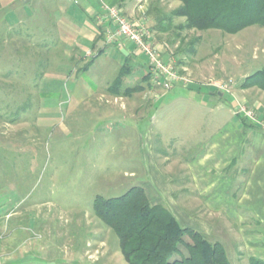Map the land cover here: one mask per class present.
Instances as JSON below:
<instances>
[{"label": "rangeland", "instance_id": "rangeland-1", "mask_svg": "<svg viewBox=\"0 0 264 264\" xmlns=\"http://www.w3.org/2000/svg\"><path fill=\"white\" fill-rule=\"evenodd\" d=\"M15 5L21 8L19 0ZM179 6L177 0H138L140 23L149 32L161 27L154 36L162 44V60L170 57L177 74L186 80L183 87L212 86L223 93L225 109L236 99L238 107L243 105L264 123V117L260 120L264 93L240 89L245 77L264 67V29L252 26L235 35L185 29L184 18L168 21L170 13ZM20 15V21L25 23L22 29L17 24L7 29L0 20V60L4 62L0 64V216L6 229L19 226L24 230L19 231L20 238H12L15 241L0 238V260L13 256V250L16 253V242L26 241L31 244L29 257L43 264L50 254L64 264H127L116 235L95 217L94 198L119 197L130 188L151 181L150 170H145L143 163L148 152L160 172L177 181L179 163L171 161L195 154L202 134L196 132L190 141L191 152L183 153L176 145L181 140L175 141L169 130L170 121L157 119L150 125L151 118L128 119L118 112L124 110L122 101L99 106L115 112L109 124L103 114L94 112V96L82 95V91L94 89V67L77 79L59 81L38 76L43 70L38 67L43 58L49 57V72L58 71L61 45L50 49V53L41 52L35 45L44 37L38 29L44 27L54 37V28L42 18L28 20L22 11ZM26 33L34 36L29 38ZM94 54L93 49L88 51L80 67ZM144 79L142 84L130 80V87L149 92L154 84L148 68ZM180 88L175 87L172 92H183ZM134 94L125 100L123 112L128 115L139 104V97ZM236 110L235 115L241 116ZM125 117L127 120H123ZM136 127L140 132L132 130ZM148 129H152L149 143ZM135 134H141V138ZM136 139H141L140 148L133 142ZM12 210L16 213L10 218ZM225 242L232 264H249L237 260L236 255L233 258L232 240Z\"/></svg>", "mask_w": 264, "mask_h": 264}, {"label": "crops", "instance_id": "crops-1", "mask_svg": "<svg viewBox=\"0 0 264 264\" xmlns=\"http://www.w3.org/2000/svg\"><path fill=\"white\" fill-rule=\"evenodd\" d=\"M16 1L0 0V20L6 23L7 29L16 24L19 29L23 28L25 23L19 19L22 11L28 20H46L56 34L54 46L61 45L58 71L49 72L48 61L43 65V78L77 79L94 67V89L89 92L81 90L82 95L94 96V104H97L94 112L103 114L102 118L109 124L114 120L115 112L99 106L122 101L121 109L124 110L118 112L124 113L128 119L151 118L150 125L157 119L170 121L169 130L175 141L181 140L176 145L183 153L191 152L193 144L190 141L194 134H202L200 148L195 154L171 161L179 163L177 181L175 178L170 180L166 173L162 174L148 152L143 163L145 170H150L151 181H146L142 188L152 205L164 207L182 227L202 234L209 242L219 243L224 249L225 240H232L233 258L236 255L237 260L249 264L250 259L264 262V131L248 120L244 123L242 116L235 115L236 99L230 108L225 109L223 93L215 91L212 86L192 84L187 88L177 85L175 87H182L183 92H172L175 87L158 91L161 87L153 85L149 92L143 89L133 92L137 93L134 97L138 95L139 104L128 115L123 111H126L125 100L131 99L132 92L126 90L131 88L130 80L137 84L145 82L146 60L133 54L126 42L105 48L101 36L105 22H98L97 17L102 5L119 6L131 22L140 23L138 0H78L75 5L72 0H19L21 8L15 5ZM38 30L44 37L51 35L44 27ZM92 49L96 54L102 52L85 72H80L83 56ZM83 52L86 53L83 55ZM168 58L165 56V62H171ZM3 63L0 60V64ZM122 72L124 77L115 95L112 86ZM263 117L264 114L260 120ZM132 130L140 132L138 127ZM151 131L147 130L148 143L152 139ZM135 135L141 138V134ZM133 142L140 148L141 139ZM14 211L10 218L16 213ZM1 218L0 238H11V241L20 238L19 231L24 229L19 226L6 229ZM20 242H16V253L13 250V256L2 258L0 264H43L40 260L35 261L33 256L29 257L30 242ZM3 243L6 244L7 239ZM45 262L64 264L57 262L56 255L51 254Z\"/></svg>", "mask_w": 264, "mask_h": 264}, {"label": "trees", "instance_id": "trees-1", "mask_svg": "<svg viewBox=\"0 0 264 264\" xmlns=\"http://www.w3.org/2000/svg\"><path fill=\"white\" fill-rule=\"evenodd\" d=\"M177 1L180 6L170 13L168 21L174 17L184 18L185 29L217 30L229 35L252 26L264 29V0ZM159 29L161 27L154 28L155 31ZM18 32L21 34L20 30ZM151 33L155 35L153 28ZM26 35L33 37L28 33ZM55 36L42 37V42L35 45L41 52L50 53V49L56 47ZM154 39L159 43L157 37L154 36ZM101 52L88 60L79 71L85 72ZM48 61L49 57L43 58L38 67L43 69ZM42 73L43 70L38 76H42ZM123 77L122 72L112 86L115 95ZM140 89L128 88L126 91L133 93ZM240 89H256L264 93V67L245 77ZM242 121L246 123L247 119ZM92 210L95 217L116 235L127 264H230L222 245L211 243L202 234L182 227L164 207L152 205L142 187H132L119 197L96 196ZM250 264L264 262L250 259Z\"/></svg>", "mask_w": 264, "mask_h": 264}, {"label": "built area", "instance_id": "built-area-1", "mask_svg": "<svg viewBox=\"0 0 264 264\" xmlns=\"http://www.w3.org/2000/svg\"><path fill=\"white\" fill-rule=\"evenodd\" d=\"M72 2L77 4L78 0H72ZM97 20L100 23L105 22L103 45L118 46L125 42L128 43L133 54L145 58L147 68L150 71L151 81L155 86L168 89L173 86L186 84V80L177 74L172 63L162 60V44H158L155 41L153 34L143 26V23L134 24L126 18L120 8L106 5L101 6ZM236 109L237 113L264 131V123L256 120L252 112L247 111L243 105L237 106Z\"/></svg>", "mask_w": 264, "mask_h": 264}]
</instances>
